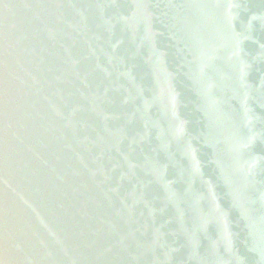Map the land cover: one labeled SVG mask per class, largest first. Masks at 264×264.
Here are the masks:
<instances>
[{
  "label": "water",
  "instance_id": "1",
  "mask_svg": "<svg viewBox=\"0 0 264 264\" xmlns=\"http://www.w3.org/2000/svg\"><path fill=\"white\" fill-rule=\"evenodd\" d=\"M0 264H264V0H0Z\"/></svg>",
  "mask_w": 264,
  "mask_h": 264
}]
</instances>
